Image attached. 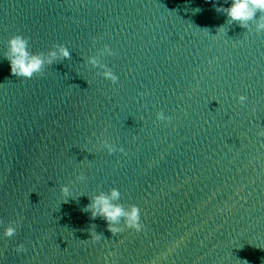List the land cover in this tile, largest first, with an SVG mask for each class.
Here are the masks:
<instances>
[{
    "label": "water",
    "instance_id": "95a60500",
    "mask_svg": "<svg viewBox=\"0 0 264 264\" xmlns=\"http://www.w3.org/2000/svg\"><path fill=\"white\" fill-rule=\"evenodd\" d=\"M223 3L0 0V264H264V31ZM15 35L71 59L17 77ZM113 187L140 232L86 210Z\"/></svg>",
    "mask_w": 264,
    "mask_h": 264
},
{
    "label": "clouds",
    "instance_id": "9594fccd",
    "mask_svg": "<svg viewBox=\"0 0 264 264\" xmlns=\"http://www.w3.org/2000/svg\"><path fill=\"white\" fill-rule=\"evenodd\" d=\"M227 5V6H225ZM217 12H223L228 17L227 23L231 25L233 22H238L240 27L249 29L250 22H255L256 31H264V15L257 18V13L264 14V0H224V3L215 8ZM221 27V26H220ZM8 49L5 53L6 58L10 64L11 73L17 77L31 78L36 73H41L46 66L52 65L57 60L71 59V49L64 44H57L49 49L47 52H34L29 47V40L23 35H15L8 42ZM103 52L111 55L113 50L105 45ZM89 62L94 66H101L100 60L97 56L88 58ZM104 68L103 77L110 79L113 83L118 81V75L109 68L106 64L102 65ZM247 99L246 96L241 95L239 100L243 103ZM159 120H170L171 117L166 116L163 111L157 113ZM105 146L108 148L109 154L120 151L123 152V147L117 149L113 144L105 141ZM78 179L84 180L83 175ZM63 196L68 200L69 197H74L72 189L68 184L61 186ZM121 192L119 188L113 187L108 192H100L91 197L90 203L86 210L91 211L93 218L102 216L108 224V229L115 235L123 231V228H133L137 232L144 229V224L141 222L140 208L136 204L130 207H125L119 203ZM121 220L124 223H121ZM18 227V222L10 223L3 231L2 235L5 237H12ZM102 233L96 235V239H100ZM17 253L26 251L23 243L16 245ZM153 264H157L153 261Z\"/></svg>",
    "mask_w": 264,
    "mask_h": 264
}]
</instances>
